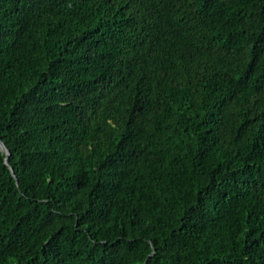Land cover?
Listing matches in <instances>:
<instances>
[{
  "label": "trees",
  "instance_id": "1",
  "mask_svg": "<svg viewBox=\"0 0 264 264\" xmlns=\"http://www.w3.org/2000/svg\"><path fill=\"white\" fill-rule=\"evenodd\" d=\"M0 139V264H264V0H0Z\"/></svg>",
  "mask_w": 264,
  "mask_h": 264
},
{
  "label": "water",
  "instance_id": "2",
  "mask_svg": "<svg viewBox=\"0 0 264 264\" xmlns=\"http://www.w3.org/2000/svg\"><path fill=\"white\" fill-rule=\"evenodd\" d=\"M0 148L6 154V163L8 164V162H9V152H8L7 148L5 147V145L2 143L1 139H0Z\"/></svg>",
  "mask_w": 264,
  "mask_h": 264
}]
</instances>
